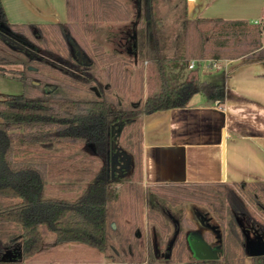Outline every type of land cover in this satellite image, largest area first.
Here are the masks:
<instances>
[{"label": "trees", "instance_id": "obj_1", "mask_svg": "<svg viewBox=\"0 0 264 264\" xmlns=\"http://www.w3.org/2000/svg\"><path fill=\"white\" fill-rule=\"evenodd\" d=\"M65 1L67 21L14 23L0 0V73L7 65H21L23 85L22 93L0 98V233L15 236L8 244L17 245L21 257L41 249L45 232L58 242L77 241L101 251L117 252V237L121 248L135 257L131 240H140L141 234L125 220L122 194L131 192L128 181L143 180V115L186 106L196 93L218 99V86L201 78L199 66L189 68L192 59L244 57L264 63V19L255 23L241 18H189L184 4L174 20L175 26L184 24L182 45L170 57L165 53L162 19L155 12L157 0H142L138 25L154 65L131 71L116 51L109 53L90 40L103 23L130 20V9L121 0ZM171 67L178 70L174 80L168 72ZM48 82L63 91H48L44 87ZM136 86L140 97L133 99L130 94ZM20 126L35 129L27 136L17 130ZM121 138L133 159L130 175ZM53 143L74 155L42 147ZM81 150L87 154L80 156ZM48 175L67 176L74 182L50 190ZM113 179L123 180L125 186L112 188ZM135 192L140 199L141 192ZM146 194L173 206L182 201L207 204L222 215L229 208L227 225L218 233L215 264H246L248 235L241 218L264 229L253 207L260 203L264 209V181L159 183L149 185ZM152 214H157L161 235L167 234L169 225L162 214L150 209ZM205 241L212 244V235ZM4 249L0 236V253ZM169 251L170 257L186 264H207L206 258L190 255L183 228ZM0 264L7 263L0 258ZM249 264H264V253L250 254Z\"/></svg>", "mask_w": 264, "mask_h": 264}, {"label": "crops", "instance_id": "obj_2", "mask_svg": "<svg viewBox=\"0 0 264 264\" xmlns=\"http://www.w3.org/2000/svg\"><path fill=\"white\" fill-rule=\"evenodd\" d=\"M1 1L14 23L67 21L65 0ZM185 4L189 18H264V0H185ZM123 22L127 21L106 23ZM202 63L200 76L218 86V99L196 93L186 106L143 115L145 185L264 181L263 61L241 57L221 59L213 66L209 59H200L197 66Z\"/></svg>", "mask_w": 264, "mask_h": 264}, {"label": "rangeland", "instance_id": "obj_3", "mask_svg": "<svg viewBox=\"0 0 264 264\" xmlns=\"http://www.w3.org/2000/svg\"><path fill=\"white\" fill-rule=\"evenodd\" d=\"M121 1L132 12L131 19L122 24L103 23L96 28L90 40L102 44L109 53L116 51L118 55L127 61V68L129 70L133 71L140 67L146 69L148 66H153L154 61L144 31L138 25L143 10V2L142 0ZM184 4L185 0H157L155 12L162 19L161 33L166 37L165 53L170 57H175L182 45L184 24L181 23L175 26L174 20L180 15ZM132 29L136 31L134 30L135 32H133ZM119 50H121L120 53ZM204 67L205 63H202L200 69ZM21 68V65H7L4 68V73H0V98L22 93V81L14 78V76H19ZM187 70L188 68L184 69L183 73H186ZM177 71L173 67L168 69L172 80H174L172 76ZM96 72L100 74L98 70ZM100 78L103 81L106 80L103 75ZM44 87L48 91H63L61 86L50 82L46 83ZM114 94L123 97V94L117 90H114ZM130 95L133 99H138L140 97L138 87ZM34 129L24 126L17 128L18 131L27 136L29 135L28 132ZM124 140V138H121L119 144L124 152L123 160L127 167V174L130 175L133 170V159L130 153L124 149ZM42 147L54 153L65 152L67 155H74L73 152L67 151L54 143L43 145ZM79 154L80 156H84L87 153L81 150ZM72 182H74L73 179L67 176L48 175L47 177V187L50 190H56L61 186H68ZM111 184L112 188L117 190L125 186L123 185V180L113 179L111 180ZM127 184L130 185L131 192L129 193L128 190H124L122 194L126 209L124 217L127 223L135 224L137 233L141 234L140 240L135 241L134 238L131 240L132 251H137L135 257L129 254L128 249L121 248L117 237L114 238L117 241V252L113 248L101 251L77 241L58 242L53 234L45 232L41 249L31 257H21L18 253L17 245L10 246L8 244L15 237L12 233L6 235L5 233H0L2 245L5 246L4 251L0 253V258L4 259L7 264H186L184 261L170 257L169 254L171 244L181 228L187 233L191 256H195L192 247L193 241H205L206 237L212 235L214 241L210 245L213 248L218 246L220 240L218 233L221 227L227 225L230 217L228 207L226 208V214L222 215L207 204L182 201L173 206L161 198L147 196L146 189L149 185H145L143 180L140 181L137 177H134L132 181H128ZM132 184L137 186H133ZM135 190L141 192L140 199H137ZM260 206L261 204L259 203L253 207L258 212L260 221H264V209ZM150 209L162 214L161 218L169 225L167 234L161 235L157 214L150 216ZM181 219L187 221L182 223ZM240 221L248 235L246 245L249 249L246 264H249V251H253L258 249L259 246L264 245V229H259V225L257 227L253 226L245 218H241ZM113 225L115 226V222H113ZM215 258H208L207 264H215Z\"/></svg>", "mask_w": 264, "mask_h": 264}, {"label": "water", "instance_id": "obj_4", "mask_svg": "<svg viewBox=\"0 0 264 264\" xmlns=\"http://www.w3.org/2000/svg\"><path fill=\"white\" fill-rule=\"evenodd\" d=\"M192 247L194 249V255L199 258H206V259L215 258L218 253V248L211 247L210 244H208L206 241L203 240L193 241ZM262 253H264V245L259 246L258 249L249 251V254H262Z\"/></svg>", "mask_w": 264, "mask_h": 264}, {"label": "built area", "instance_id": "obj_5", "mask_svg": "<svg viewBox=\"0 0 264 264\" xmlns=\"http://www.w3.org/2000/svg\"><path fill=\"white\" fill-rule=\"evenodd\" d=\"M264 19V18H263ZM263 19H256V20H254L253 22H255V23H258V22H260V21H262ZM219 60H221V59H217V60H210L209 59V63L210 64H212L213 66H217L218 65V63H219ZM197 61H199V60H197V59H192L191 61H190V63H189V68H195L196 67V64H197Z\"/></svg>", "mask_w": 264, "mask_h": 264}]
</instances>
